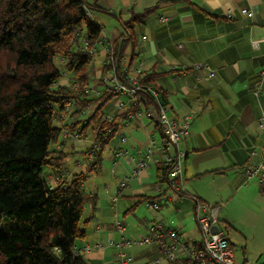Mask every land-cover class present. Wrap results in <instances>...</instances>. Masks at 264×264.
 Listing matches in <instances>:
<instances>
[{
    "label": "crops",
    "instance_id": "obj_1",
    "mask_svg": "<svg viewBox=\"0 0 264 264\" xmlns=\"http://www.w3.org/2000/svg\"><path fill=\"white\" fill-rule=\"evenodd\" d=\"M86 1L100 9L90 13L102 26L105 39L111 41L127 32L121 21L128 19L131 13L141 14L146 8H152L145 19L133 27V36L126 43L122 55L130 69L136 62H141L144 72L151 74V83L159 87L169 113L178 118L190 115L188 134L178 144V148L184 152L182 175L185 178L212 176L214 181L226 180L228 186L236 191L246 185L252 178L245 177L243 170L258 163L259 147L264 137V126L259 124V118L264 116V0ZM244 9L245 13L242 12ZM197 63L207 64L213 70V76L206 78L204 69L194 67ZM258 85H261V91L255 95L253 90ZM118 99L127 100L121 96ZM112 103L109 101L106 104L107 111L113 109ZM126 127L132 128L134 138H130ZM154 131L158 129L153 121L147 118L133 119L127 115L115 131L117 135L107 143L109 148L106 153L103 148L101 160L104 153L115 185L108 190L109 199L106 201L108 204L110 202V208L104 207L102 202L99 204L98 194L94 192L97 196L96 208L92 211L89 206L90 212L84 217L90 219L84 237L76 247L87 260L99 264H145L157 259L160 264H166L164 255L154 253L155 242L144 245L132 255H126L122 249L124 244L119 243L117 247L112 240L113 230H119L117 222L122 227L120 234L124 231L123 223L118 220V196L139 198L148 197L147 191L156 192V167L162 160V151L160 140L157 143L153 138ZM121 134L127 135L133 148L130 147L128 154L115 158L113 155L117 148L128 147L120 140ZM74 140L61 137L55 148L65 152L66 143ZM147 151L150 154L148 166L118 193L122 176L129 173L134 161L145 157ZM63 168H55V172L48 174V180L57 174L61 175L62 180H67V171ZM152 174L154 180L149 183ZM75 175L82 177L80 173ZM256 184L259 190L258 182ZM160 187L155 193L156 197H166L165 189ZM249 187L256 188L253 184ZM184 193L182 196L178 194L175 204H191L193 211L192 197L217 204L204 191ZM114 197L116 199L113 201ZM167 199L172 200L171 196ZM136 202L135 205L138 204ZM193 218L195 221L194 213ZM157 222L165 228L177 230L181 241L189 247L197 241V226L196 235L193 230L186 235L183 225L170 226L162 219ZM219 222L224 225V229H221L227 233L235 263L249 264L251 258L247 244L240 245L241 254L235 255L234 243L227 231L234 227L226 219H219V228ZM144 227L136 229L137 232L132 233L130 239L145 235L148 225ZM120 238L122 240L124 236ZM165 240L168 241V237ZM86 244L89 250L84 248ZM121 253L129 257L125 263L121 260ZM256 255L255 261L262 264L264 244L258 248ZM187 259L188 254L179 253L175 264H193Z\"/></svg>",
    "mask_w": 264,
    "mask_h": 264
},
{
    "label": "trees",
    "instance_id": "obj_2",
    "mask_svg": "<svg viewBox=\"0 0 264 264\" xmlns=\"http://www.w3.org/2000/svg\"><path fill=\"white\" fill-rule=\"evenodd\" d=\"M94 10L100 9L86 0H0V264H99L84 258L76 247L90 219L83 218L85 206L95 210L96 194L81 189L79 175L62 180L57 174L53 186L43 176L44 166L60 168L67 155L50 147L58 143L63 129H77L79 139L90 124L91 146L98 142V147L94 162L87 166L90 171L99 170L104 146L122 120L142 106L133 104L102 120L110 112L105 107L112 95L103 90L101 76L110 66L103 63L104 58L100 66L93 61L103 50L94 55L89 51L92 45L97 49L107 42L102 26L90 13ZM151 10L131 13L121 21L127 32L112 41L116 58L123 57L133 27ZM63 73L68 75L67 82H61ZM94 78L99 79L97 94L84 90ZM143 82L164 103L159 87L151 83V74L145 73ZM70 98L81 107L98 105L90 115L77 106L64 111ZM55 120L61 122L59 126ZM169 171L170 164L162 159L155 184H165ZM144 199L139 196L136 203ZM153 242L154 253L163 256V248L157 240ZM128 259L126 255L121 258L123 263Z\"/></svg>",
    "mask_w": 264,
    "mask_h": 264
},
{
    "label": "built area",
    "instance_id": "obj_3",
    "mask_svg": "<svg viewBox=\"0 0 264 264\" xmlns=\"http://www.w3.org/2000/svg\"><path fill=\"white\" fill-rule=\"evenodd\" d=\"M242 12L245 13L246 10L244 9ZM106 41V44H103V63L109 65L110 70L106 75L101 76V82L102 88L106 94L112 95L110 102L114 103H112L113 109L106 113L102 120H110L113 115H118L126 111L131 105L136 103L141 104L143 107H137L134 113H129L128 116L133 119L148 118L158 125L162 159L170 164V171L165 179V185L167 188L182 195V160L184 158V152L178 148V144L181 141V138L188 134L190 115L178 118L174 114L169 113L168 106L161 102L158 92L154 88L146 86L143 82L145 72L142 63L136 62L132 69H130L123 57L116 58L114 55L112 41L108 39H106ZM89 51L94 55V52H97L95 45H92ZM194 67L196 69H204L206 71V78H210L214 74L213 70L207 64L197 63ZM98 80V78H94L92 80L93 84H91L90 87H85L84 90L86 92L91 91L94 94H97L99 92L97 86ZM260 91L261 85H258L253 90V93L258 95ZM121 95H124L127 100L123 101L118 99ZM97 105L98 103L93 105L88 104L85 107H81L74 101V98H70L65 105L64 111H67L72 106H77L80 108L81 113L90 115ZM259 124L264 126L263 115L259 118ZM116 135L117 132H114L111 138H114ZM119 136L122 142L128 144V147L117 148L113 155L115 158L128 154L130 147L133 148L126 134H121ZM62 137L76 139L79 137V133L77 129L69 131L64 128L62 131ZM97 147L98 142H94L90 149L84 153L90 164L94 162V154ZM169 149L171 150L169 151ZM258 154V163L245 168L243 174L247 178L256 179L260 186L261 193L264 195V137L262 144L259 147ZM149 160L150 154L149 151H147L145 157H139L134 161L129 173L122 176V179L119 182L118 193L125 189L128 183L148 166ZM113 163H116V161H113ZM57 181L58 180L55 177L49 179L51 186L57 184ZM160 189V185L156 184L155 190L159 191ZM115 199L116 197L113 198V201ZM192 200L194 203V217L200 238L193 242L190 247L187 246V243L181 241L177 230L163 228L160 222H153L146 235L133 237L128 240L129 244H150L154 240H157L159 246L163 248L166 264L176 260L179 253L188 254V258L193 264H236L227 233L219 227H217L214 232L211 230V228L218 223V215L222 205L203 203L197 197H192ZM147 206L154 208L158 207V205L153 202H148ZM116 225L119 230H122V227L118 222ZM165 237H168V241L165 240ZM85 249L89 250V245L86 244ZM120 256L121 258L124 257L123 254ZM150 264L160 263L156 259ZM262 264H264V260Z\"/></svg>",
    "mask_w": 264,
    "mask_h": 264
},
{
    "label": "rangeland",
    "instance_id": "obj_4",
    "mask_svg": "<svg viewBox=\"0 0 264 264\" xmlns=\"http://www.w3.org/2000/svg\"><path fill=\"white\" fill-rule=\"evenodd\" d=\"M97 50H103L101 45H97ZM104 58V53L101 51L100 54H95L93 61L96 66H100ZM55 63L58 67H61L57 62ZM68 75L63 73V78L61 82H67ZM121 98L124 99L125 96L121 95ZM80 118V117H78ZM67 120L68 119H64ZM60 121L55 120L54 124L56 126L60 125ZM153 124H151L152 126ZM92 124H90L82 137L75 139L73 142L68 141L64 147V151L67 152V156L64 158L62 166L63 170L67 171V180H71L75 174H82L81 177V187L85 192L97 193L99 198V204L102 202L103 206L110 208V202L108 204V190L114 188L115 182H112L110 175L109 164L104 160V153H102L101 167L99 170L90 171L88 170V160L85 157V152L88 147L91 146L93 142V133L91 130ZM132 128L126 127V131L129 132L130 138H134L132 133ZM59 135L58 142L61 140ZM153 138L157 143L160 140V134L158 131H154ZM73 143V146H71ZM50 147L55 148V144H52ZM109 145L104 146V151L108 150ZM151 168H154L153 166ZM150 168V169H151ZM52 171L55 172L54 167L44 166L43 167V176L48 180V174ZM153 173V171H152ZM212 176H201L200 178L187 177L185 178L182 175V191L187 193H195L198 191H204L212 198L216 200L217 204H221V210L219 211V219L227 220L231 223L234 228H225L229 232L231 241L234 243L235 255L241 254V246L244 243L247 244L250 258L249 264H257L256 254L258 248L264 244V195L261 193V189L258 190L256 179H251L246 185L241 187L238 191L234 187L228 186L226 180H217L214 181ZM153 174L150 176L149 183L153 182ZM164 184V183H163ZM161 185L162 189H165L166 197L158 196L156 197L157 192L147 191L148 197H145L144 200L135 205V202L139 199L132 195H119L116 201L120 213L118 214V220L123 223L124 231L120 234L119 230H113V241L116 243V246H119V243H123L124 247L123 253L126 255H132L134 252L143 248L144 245L125 244L123 239L129 240L135 234L136 229L145 228V225L150 226L151 222H157L159 219L166 221L170 226L183 225L184 233L187 235L189 230L196 235V221L193 218V209L191 204L186 205H177L175 204V198L178 197V193L174 192L170 188H167L166 185ZM251 184L255 185L256 188L252 189L249 187ZM260 187V186H259ZM150 193V195H149ZM171 196L172 200H168L167 197ZM160 197V198H159ZM148 202H154L159 205L158 208L148 207ZM203 202V201H201ZM160 203V204H159ZM205 203V202H203ZM98 204V205H99ZM194 204V203H193ZM207 204H214L212 201H209ZM90 212L89 206H85L83 213V218L86 217ZM220 228H223L224 225L219 222ZM224 229V228H223ZM198 230V227H197ZM124 238L121 240V236ZM146 235V234H145ZM197 240L200 238L198 231ZM131 264H135L132 262Z\"/></svg>",
    "mask_w": 264,
    "mask_h": 264
},
{
    "label": "water",
    "instance_id": "obj_5",
    "mask_svg": "<svg viewBox=\"0 0 264 264\" xmlns=\"http://www.w3.org/2000/svg\"><path fill=\"white\" fill-rule=\"evenodd\" d=\"M217 229V225H214L211 230L214 232Z\"/></svg>",
    "mask_w": 264,
    "mask_h": 264
}]
</instances>
